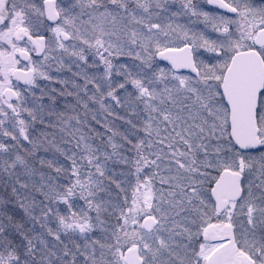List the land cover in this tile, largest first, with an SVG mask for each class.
Here are the masks:
<instances>
[{"label":"snow or ice","instance_id":"1","mask_svg":"<svg viewBox=\"0 0 264 264\" xmlns=\"http://www.w3.org/2000/svg\"><path fill=\"white\" fill-rule=\"evenodd\" d=\"M0 264H264V0H0Z\"/></svg>","mask_w":264,"mask_h":264}]
</instances>
